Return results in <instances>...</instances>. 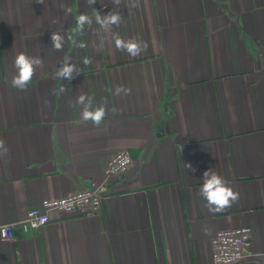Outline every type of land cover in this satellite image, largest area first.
Wrapping results in <instances>:
<instances>
[{
	"label": "crops",
	"instance_id": "0c3cea01",
	"mask_svg": "<svg viewBox=\"0 0 264 264\" xmlns=\"http://www.w3.org/2000/svg\"><path fill=\"white\" fill-rule=\"evenodd\" d=\"M113 11L111 31L95 22ZM113 33L147 49L118 51ZM19 53L43 60L24 90L11 83ZM62 62L80 74L58 79ZM80 95L106 108L99 126L81 120ZM0 141V226L15 224L0 264H214L212 238L238 227L253 242L239 264H264V0H0ZM123 150L132 166L97 213L21 229L44 200L101 182ZM210 168L239 193L223 211L199 195Z\"/></svg>",
	"mask_w": 264,
	"mask_h": 264
},
{
	"label": "clouds",
	"instance_id": "9594fccd",
	"mask_svg": "<svg viewBox=\"0 0 264 264\" xmlns=\"http://www.w3.org/2000/svg\"><path fill=\"white\" fill-rule=\"evenodd\" d=\"M42 2V0H41ZM91 5L96 3V0H87ZM115 6L121 4V0H113ZM122 16L119 11H113L101 16L99 13L95 17V22L100 24L105 30L111 31L112 26H118L121 22ZM78 30L83 31L84 26L91 25L92 19L85 14H81L76 21ZM113 40L115 48L121 52H127L131 56L139 55L142 51L147 49V42H138L136 40L122 39L119 34L113 33ZM52 48L60 51L64 47L65 37L59 32H52L51 34ZM85 64L90 63L89 60L84 61ZM43 66V60L39 56H29L25 53H19L14 59V68L16 74L12 77V85L20 90H24L31 83L37 68ZM80 71L71 62H62L56 71L58 79L71 80L74 76L79 75ZM63 90V89H62ZM130 94V89L123 85H118L115 88V95ZM94 97L87 95H80L75 101L76 105L81 106V120L91 121L94 125L99 126L104 120L107 110L103 104L93 107ZM0 141V145H2ZM189 171H195L190 163L183 164ZM203 183L199 189V195L207 202L206 206L209 211L218 212L223 211L231 204L238 200L239 193L235 192L213 169H208L203 172Z\"/></svg>",
	"mask_w": 264,
	"mask_h": 264
},
{
	"label": "built area",
	"instance_id": "2783aa9c",
	"mask_svg": "<svg viewBox=\"0 0 264 264\" xmlns=\"http://www.w3.org/2000/svg\"><path fill=\"white\" fill-rule=\"evenodd\" d=\"M132 156L127 151H118L109 159L101 182L92 181L89 188H81L70 194L51 200H44L39 207L30 209L19 222L24 232L41 230L50 222L53 211L68 214L82 212L95 214L106 197V185L114 178L124 176L132 166ZM15 224L0 226L2 240L15 236ZM252 230L249 227L230 228L219 231L211 240L214 264H239L244 261L252 248Z\"/></svg>",
	"mask_w": 264,
	"mask_h": 264
},
{
	"label": "water",
	"instance_id": "95a60500",
	"mask_svg": "<svg viewBox=\"0 0 264 264\" xmlns=\"http://www.w3.org/2000/svg\"><path fill=\"white\" fill-rule=\"evenodd\" d=\"M164 123L162 124V126H161V128H160V130H159V132H163V130H164Z\"/></svg>",
	"mask_w": 264,
	"mask_h": 264
}]
</instances>
